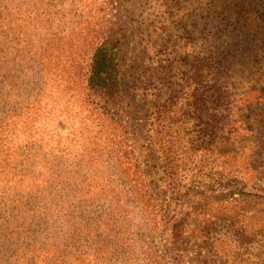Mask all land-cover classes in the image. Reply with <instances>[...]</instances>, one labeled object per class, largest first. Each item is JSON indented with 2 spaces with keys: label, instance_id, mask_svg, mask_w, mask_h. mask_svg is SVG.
Masks as SVG:
<instances>
[{
  "label": "trees",
  "instance_id": "1",
  "mask_svg": "<svg viewBox=\"0 0 264 264\" xmlns=\"http://www.w3.org/2000/svg\"><path fill=\"white\" fill-rule=\"evenodd\" d=\"M50 5L0 0V264H159L151 239L173 219L176 173L215 144L234 157L240 117L264 127V0H207L204 24H190L206 50L184 55L195 87L153 93L145 109L124 87L131 32L90 21L67 48ZM232 193L193 208L208 213ZM189 214L170 222L174 241Z\"/></svg>",
  "mask_w": 264,
  "mask_h": 264
},
{
  "label": "rangeland",
  "instance_id": "2",
  "mask_svg": "<svg viewBox=\"0 0 264 264\" xmlns=\"http://www.w3.org/2000/svg\"><path fill=\"white\" fill-rule=\"evenodd\" d=\"M206 4L207 0H54L43 14L50 18L51 33H60L67 48L80 44L90 21L103 28L129 30L130 41L120 53L125 92L145 109L144 102L153 93L192 91L193 70L185 64L184 55L206 50L203 40L195 47L193 37L198 34L191 32L190 26L204 24ZM61 68L57 69L59 74H63ZM223 82V78L218 81ZM211 83L205 82L207 86ZM242 91L238 81L232 93ZM55 93H67L64 84ZM78 93L83 92L78 89ZM253 97L251 94L249 98ZM233 98L237 105L229 108L238 112L241 100L237 95ZM143 114L149 116L150 112ZM254 117H240L234 142L237 148L228 162L218 152L224 145L215 144L205 151L207 161L189 159L185 164L188 170L176 173L181 186L175 194L181 196L171 209L165 208L168 218L190 214L184 237L178 241L170 237L173 219L159 221L151 239L159 264H264V127L256 124ZM155 155L160 161V153ZM230 190L234 193L228 204L216 203L208 213L193 208L199 195H219ZM176 203L180 205L176 207Z\"/></svg>",
  "mask_w": 264,
  "mask_h": 264
}]
</instances>
